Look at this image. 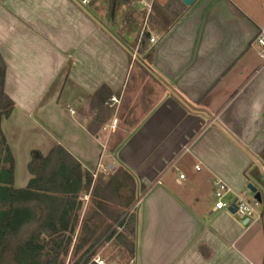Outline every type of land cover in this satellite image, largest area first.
Instances as JSON below:
<instances>
[{"label":"crops","instance_id":"obj_1","mask_svg":"<svg viewBox=\"0 0 264 264\" xmlns=\"http://www.w3.org/2000/svg\"><path fill=\"white\" fill-rule=\"evenodd\" d=\"M88 4L0 2L6 120L25 117L46 138L41 153L60 144L93 182L119 167L132 174L134 264H264V191L248 175L254 165L264 175V64L252 43L264 0H196L166 29L135 2L144 19H103ZM101 86L111 92L104 113L93 97ZM217 180L228 200L246 199L251 182L262 210L245 220L214 209Z\"/></svg>","mask_w":264,"mask_h":264},{"label":"trees","instance_id":"obj_2","mask_svg":"<svg viewBox=\"0 0 264 264\" xmlns=\"http://www.w3.org/2000/svg\"><path fill=\"white\" fill-rule=\"evenodd\" d=\"M185 8L179 0H153L148 19L166 29L172 22L170 15L181 10L174 17L178 18ZM146 38L148 32L144 31L141 42ZM152 51V47L147 50L146 60ZM4 77L0 55V264H65L69 253L74 259L66 264H96L91 261L92 248L112 225L101 230L104 219H116L122 213V230L111 229L105 239L112 238L134 264L137 215L135 209L126 212L136 195L134 178L127 169L119 167L103 184L93 182L92 174L63 146L55 144L45 154L38 149L30 151L26 165L30 177L25 186H14V157L1 129L2 118L13 108L3 90ZM110 93L101 86L93 95L102 113L100 107ZM259 158L264 163V149ZM248 175L264 191V175L256 165ZM89 190L93 207L81 215V194ZM114 204L121 208L115 209Z\"/></svg>","mask_w":264,"mask_h":264},{"label":"rangeland","instance_id":"obj_3","mask_svg":"<svg viewBox=\"0 0 264 264\" xmlns=\"http://www.w3.org/2000/svg\"><path fill=\"white\" fill-rule=\"evenodd\" d=\"M2 1L3 0H0V2ZM96 1L99 3V6L96 10V14L98 17L103 18V19H106V17L110 16L116 19H120V20L122 19V21H124L125 19L130 17V13L131 15L133 13L134 14L136 13L133 10L131 12L132 7L130 6L131 4H133L134 0H96ZM260 1H263V0H260ZM82 7L84 8L87 7L91 9L89 4H85V6H82ZM175 9H177V6H175ZM180 11L181 10H178L176 12L174 11L173 12L174 14L170 15V19H173L175 16H177ZM136 18L144 19L145 14L144 13L140 14V12L136 13ZM131 28L133 27L131 26ZM52 81L55 82L56 79L54 78ZM53 89L48 92L49 93V95L47 96L48 98L51 97L54 91ZM66 112L68 113L67 108H66ZM14 113H15V116H14L15 118H11L10 120H6V118H2L1 129L4 131L5 135L8 136L11 147L13 149V155L15 159L14 186L21 187L24 184V181H23L24 177L28 175L25 160L28 159V157L30 156V150L43 149L45 146L44 143H45L46 138L43 136L41 132L38 131L37 126H33V124L31 125V122L25 121V117H21L17 115L18 114L17 112H14ZM40 116H41L40 113L36 112L31 117L32 119L36 121L39 120L42 123L43 121H41ZM19 122H21L23 126L25 125V128L22 129L21 127L22 125L19 124ZM18 126L20 127V129H17ZM245 198L252 204V193H249L248 196ZM81 199L83 202V206L81 209V215H83L90 207V198H88V196L86 195V196H81ZM263 202H264V198H263ZM113 207L115 209L118 208L116 204H114ZM253 207H254L255 212H258L262 210L263 204L258 203L257 205H254ZM132 210L133 208H130L128 209L126 213L129 214ZM123 211H125V209ZM124 215L125 214L122 213L121 216L116 219L115 218H112V219L105 218L104 219L105 221L101 226V230L106 228L108 225H111V224L112 225L110 226V229L107 231V233L102 235L97 241V243L94 245V247L92 248V251H93L92 257L98 255L102 259H104L107 263H112L117 260H128V256L126 255V253L122 251L117 245H115L112 238L105 239V235H107L111 229H115L117 232L122 230V226L119 223L122 220ZM69 259H74L70 257V253L65 258V264L67 263Z\"/></svg>","mask_w":264,"mask_h":264},{"label":"built area","instance_id":"obj_4","mask_svg":"<svg viewBox=\"0 0 264 264\" xmlns=\"http://www.w3.org/2000/svg\"><path fill=\"white\" fill-rule=\"evenodd\" d=\"M90 0H79V2L82 5L88 4ZM134 2L138 5H143L145 7L146 12L148 13L151 9L152 0H134ZM152 41V39H150ZM252 43L256 46L258 50V54L262 60V63L264 64V26L259 27ZM111 101L113 103L117 102V99L113 96L111 97ZM115 124H111V128H113ZM98 168L101 171H106L109 168L105 165L99 163ZM195 168L198 169L199 166L195 165ZM180 177H183V174L180 175ZM228 191L227 185L220 180H217L214 182V209L216 210H226L228 211V207L231 205L232 202L236 205L237 209L235 211V214L239 215L240 217H247L250 218L254 215H256V212L254 210V205H257L258 203L252 199V204L248 200L242 198V197H236L233 200L226 199V193ZM91 261L96 264H132L133 259L128 260H117L112 263H107L104 259H102L100 256L96 255L91 258Z\"/></svg>","mask_w":264,"mask_h":264},{"label":"water","instance_id":"obj_5","mask_svg":"<svg viewBox=\"0 0 264 264\" xmlns=\"http://www.w3.org/2000/svg\"><path fill=\"white\" fill-rule=\"evenodd\" d=\"M179 1H181L185 6H190L196 0H179ZM246 187L252 193V199H254L257 203H260L262 200L260 191H258L257 188L251 182L247 183ZM236 209L237 207L234 204V202H232L231 205L228 207V211L230 213H235ZM245 220H248V218Z\"/></svg>","mask_w":264,"mask_h":264}]
</instances>
